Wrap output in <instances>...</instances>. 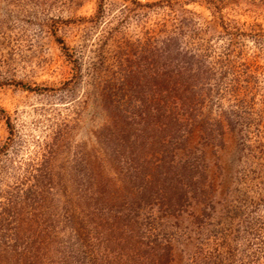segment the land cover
I'll return each instance as SVG.
<instances>
[{"label": "rangeland", "instance_id": "obj_1", "mask_svg": "<svg viewBox=\"0 0 264 264\" xmlns=\"http://www.w3.org/2000/svg\"><path fill=\"white\" fill-rule=\"evenodd\" d=\"M44 223L48 264H264V0H0V241Z\"/></svg>", "mask_w": 264, "mask_h": 264}, {"label": "trees", "instance_id": "obj_2", "mask_svg": "<svg viewBox=\"0 0 264 264\" xmlns=\"http://www.w3.org/2000/svg\"><path fill=\"white\" fill-rule=\"evenodd\" d=\"M187 70V69H185ZM191 71V70H190ZM157 76H155L153 78L154 80V84H153V89L154 92H160L163 96H165V98L167 99H173V104L176 105L175 112L173 107L171 106L169 114L166 116L167 114V110L165 109V111L160 108L159 111L163 110V112H159L158 111V115L159 118L163 117L164 120L160 121L158 119L157 122H155L153 128H159L157 129V131H163L165 133H170L172 134L176 129H178V126H180L181 123V119L179 118V112H181L180 106L178 105L179 103H181V101L184 104L188 103V98H187V88L186 90L184 89L183 91V84H178V82H174L173 84H170V80L171 78L168 79L167 74H164L162 76H158V74H156ZM169 76V75H168ZM164 108V106H163ZM149 120V119H146ZM160 125H157L159 124ZM150 126H152L151 124H149ZM117 142L118 145L121 147V150L123 152V150L125 151L124 153L128 154V152L126 151L127 148L131 149L133 148L137 143H139L137 141V139L133 140L131 139L130 136H122L120 138H117ZM171 143V141H169ZM147 144V142H146ZM145 142H142L141 145H146ZM135 151V150H134ZM129 155L133 158H139V154H135V156H133V151L129 150ZM132 159V158H131ZM172 168V167H171ZM170 167L167 169V173H169ZM143 172V170H141ZM41 172V176H43V172L42 170H40ZM135 170L134 174L130 175V178H135V179H139L140 178V171ZM40 176V177H41ZM168 178H170L171 175H167ZM145 182H147V184L149 183V180H146ZM86 183L88 184V187L91 186L92 187V183H91V177H87ZM88 189V188H87ZM149 191V187L147 188ZM146 189V192H147ZM163 195H166L167 197V192H164L163 190ZM95 195L93 196H97V191L95 190L94 192ZM102 196V195H100ZM170 200V199H169ZM45 226V223L43 224L42 228ZM41 229V228H40ZM42 232H39V236L38 238L36 237L34 242H29L28 244H24V241L22 240V238H20V236L18 234H16L14 236V234L9 235L7 238H9V241L11 242V244L7 243V241H0V255H1V260L3 261L4 264H23L25 260L30 259L31 257L33 258L31 263L28 264H48L46 262V258L44 259L43 256H41V250L42 249H46V247L50 244L53 243V237L52 234L50 233V230L48 229V227L43 228ZM4 235H2L3 237ZM5 238V236H4ZM14 240V242H13ZM8 241V242H9ZM2 243L4 245H2ZM3 247V250H2ZM3 254V256H2ZM68 259H64L62 264H72V262H70V259H73L71 257V254L68 256ZM147 258L144 259V257L142 258L141 255H138V257H136L133 263L134 264H150V262H152V264H169V260L168 258L163 259L159 258L158 260H151L150 262H148L146 260ZM136 261V262H135ZM116 262V261H115ZM120 262H105L103 264H119ZM132 262L127 263V264H133ZM60 264V263H58ZM79 264H84V262L79 263ZM92 264H96V261L93 262Z\"/></svg>", "mask_w": 264, "mask_h": 264}]
</instances>
